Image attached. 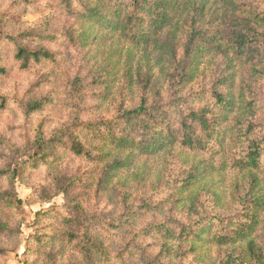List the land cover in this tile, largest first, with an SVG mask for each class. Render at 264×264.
<instances>
[{"label": "trees", "instance_id": "1", "mask_svg": "<svg viewBox=\"0 0 264 264\" xmlns=\"http://www.w3.org/2000/svg\"><path fill=\"white\" fill-rule=\"evenodd\" d=\"M60 3L63 12L75 20L74 26L55 33L26 30L19 34H10L0 27V48L5 42L12 43L13 60L20 62L22 69L31 62L55 61L56 56L47 47H30L24 40L53 41L60 37L84 46L116 44L114 50L111 47L106 50L101 73L95 77L96 82L106 85L109 93L112 83L121 82L116 68L130 70L135 65L136 55L141 54L140 59L148 66L146 82L149 83L155 63L175 60L180 50L182 54L177 66L168 72L171 86L165 100L147 104V98L142 97L137 106L122 104L117 107L112 118L81 119L83 100L77 98L76 104L71 106V121L50 133H45L42 125L36 127L30 146L24 150L32 152L27 159L21 158L20 147L0 135V146H8L13 152L10 161L0 166V182H6V187L0 186V210L4 207L11 209V205L20 203L15 191L18 168L23 169L26 163L36 166L45 161L54 153L56 144L62 142H70L75 156H84L93 162L99 163L111 156V163L102 169L104 175L100 180L104 183L142 156L160 151L170 155L174 149L197 157L209 152V160L188 162L180 170L181 178L175 179L171 192L159 201L162 208L168 205L178 212L175 217L170 216L152 225L159 241L157 244H160L154 254L147 250L148 246L139 243L140 237H147V228L137 232L132 230L136 218L133 217L134 208L127 211L129 214L122 213L118 219L109 221L71 203L68 205L70 217L65 220L70 228L62 236L76 246L83 264L106 260L108 250L96 233L97 227L106 228V224L112 230L130 236V249L140 253L138 260L131 264H178L187 253L194 255L195 264H210V261L215 264H264V232H261L264 231V124L257 116L258 96L264 83L262 2L60 0ZM9 18L8 14H0L1 26ZM150 54L157 56L154 64H151ZM165 55L170 57L165 58ZM203 57H209V72L199 71ZM1 61L0 54V75H4L6 68ZM138 63L135 73L139 70ZM200 75L207 79V83L197 90L185 92ZM125 77L122 87L127 93L134 89L136 80L133 73L125 72ZM71 85L76 89L72 98H76L82 89L81 79H74ZM9 100L17 103L27 117L52 103L50 94L33 95L26 100L0 94V110ZM193 102L202 104L198 106ZM80 133L96 139L99 145L92 144L91 150H87L80 141ZM107 146L110 150L104 151ZM228 147L235 151L227 152ZM93 150L97 154H92ZM117 153H125V156L119 159ZM227 168L235 173L228 184L235 208L233 215L221 210L223 204L217 191L223 180L222 172ZM142 173L132 174L136 185L141 183ZM77 181V175L54 177L50 186L41 191L42 200L58 193L67 194ZM142 205L152 207L149 202ZM199 207H211V210L198 213ZM185 209L186 213H183ZM13 229L6 221L0 220V235H9ZM171 241L177 242V246L171 245ZM181 242L188 243V248H181ZM211 246L218 259L210 255ZM4 252L0 247V253ZM48 264L58 263L50 258Z\"/></svg>", "mask_w": 264, "mask_h": 264}, {"label": "rangeland", "instance_id": "2", "mask_svg": "<svg viewBox=\"0 0 264 264\" xmlns=\"http://www.w3.org/2000/svg\"><path fill=\"white\" fill-rule=\"evenodd\" d=\"M260 1L263 6L264 0ZM0 14H8L10 17L4 20L3 26L0 24V27L10 34H19L26 30L55 33L67 26L75 25V20L63 12L60 0H0ZM181 36L183 37L180 34ZM24 43L30 47L42 45L56 53L55 61L31 62L26 69H22L20 62L13 60L14 45L12 43L5 42L0 48L1 65L6 68V73L0 75L1 95L20 96L26 100L33 95L50 94L52 98L51 104L41 111L29 114V117L24 116L17 103L12 100H9L0 110V135L9 139L10 144L20 147L21 158L25 159L32 153L24 150L30 146L36 127L42 125L45 133H50L71 121V106L76 104L77 98L83 100L80 105L81 119L112 118L117 113V107L122 104L137 106L142 97L147 98V104L167 99L171 86L168 82V72L177 66L182 54L180 50L175 60L157 63H155L156 54H150L151 64L155 63V65L151 69L152 79L149 83L146 82L148 66L140 59L141 54L136 55L133 61L135 65L130 70L124 71L120 69V66L116 68L121 82L112 83L108 93L106 85L96 82L95 77L101 73V66L107 57L106 50L108 47L114 50L116 44L102 46L93 43L84 46L69 43L60 37L53 41L29 39L24 40ZM168 56L165 55V58ZM137 62H139V70L135 73ZM208 62L209 57H203L199 71L209 72L211 65L207 68ZM125 72L133 73V78L137 82L133 86L134 89L127 93L122 87V82L126 78ZM78 77L81 79L82 89L78 97L72 98L76 89L71 82ZM146 83L148 84L145 85ZM192 83L191 89L189 87L185 92L197 90L207 83V79H202L200 75ZM262 84V91L257 101L259 112L257 116L264 124V83ZM192 104L201 105L202 103L193 102ZM95 140L80 133V141L88 148L87 150H91L92 144L99 145ZM105 150H110V146H107ZM225 150L235 151L229 147ZM171 151L170 155L160 151L153 155L142 156L120 170L117 176L107 183L100 178L104 175L102 169L107 163H111L112 157H105L106 159L98 163L84 156H75L71 152L70 142L56 144L54 153L36 166L26 163L23 169L19 167L15 179V191L20 203L11 205L9 207L11 209L4 207L0 210V220L6 221L14 228L9 235H0V247L5 250L3 254L0 253V263L48 264L49 259L54 258L58 264L70 262L83 264L76 246L69 244L62 236V233L70 228L65 220L70 217L68 205L71 203L80 206L91 215L101 216L109 221L118 219L122 213L129 214L127 211L134 208L133 217L136 218L133 219L132 230L135 232L147 228L145 233L147 237L145 235L143 238L140 237L139 243L148 246L147 250L154 254L160 244H157L159 241L151 229L152 225L170 216L175 217L178 212L168 205L162 208V204L158 205L159 201L171 192L175 179L181 178L180 170L185 168L188 162L192 164L198 159H210L209 152L197 157L185 151L181 153L177 149ZM91 153L97 154V151L93 150ZM12 154L8 146H0V166L7 164ZM117 156L123 159L125 153L121 155L117 153ZM218 157L219 155H216V158ZM141 171H143L141 183L136 185L132 174L139 175ZM224 171L222 172L223 180L218 185L217 191L223 204L221 210L225 214L233 215L235 208L229 196L228 184L235 173L229 168ZM59 175H77L78 181L67 194L58 193L48 200H42L41 191L47 189L53 178ZM0 186L6 187V182H0ZM144 202H149L152 207L145 208L142 205ZM130 205L132 207L127 209ZM157 205L158 207H155ZM210 210L211 207H199L197 212H210ZM183 213H186V209ZM96 233L108 250L106 260H99L96 264H131L138 260L139 251L130 249L132 248L129 244L130 236L125 235L123 231L112 230L110 225L106 224V228L97 227ZM180 244L181 248H188V243ZM171 245L177 246V242L171 241ZM210 248H212L210 255L218 259L214 247ZM195 262L194 255L187 253L178 264H195ZM209 263L215 264L214 261ZM139 264L142 263L139 262Z\"/></svg>", "mask_w": 264, "mask_h": 264}]
</instances>
